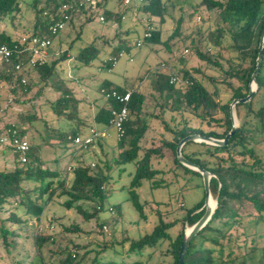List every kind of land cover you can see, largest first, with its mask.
Masks as SVG:
<instances>
[{"label": "trees", "instance_id": "trees-1", "mask_svg": "<svg viewBox=\"0 0 264 264\" xmlns=\"http://www.w3.org/2000/svg\"><path fill=\"white\" fill-rule=\"evenodd\" d=\"M108 2L98 1L92 7L88 4L79 6L80 0H0V45L12 46L23 35L41 36L50 24L63 17V12L59 11L63 4L69 5L70 14L65 29L53 38L44 64L17 72L14 66L19 56L14 55L0 69V104L4 103V106L0 105V120L10 114L14 117L13 123L9 120L0 124V136L7 135V131L14 127L18 136L26 138L29 145L24 155L10 144L0 146V155L7 154L0 159V251L7 254L15 250L22 252L17 244L28 238L31 231L29 245L34 252L27 255L29 264H150L151 255L164 242H169L165 251L170 257L167 264H178L185 228L192 227L203 215L205 194L180 220L169 222L156 212L157 221L150 233L131 238L121 232L109 238L102 226L110 228L116 221H123L121 202L106 208L107 201L112 198L108 189L112 181L110 173L118 170L121 175L127 165H133V172L126 171L129 179L123 190H126L138 218L146 221L145 203L140 202L138 192L142 183H150L151 189L166 187L169 182L164 176L173 174L176 177L178 171L201 177L198 172L179 163L177 144L192 134L223 139L232 126L230 103L248 94L264 27V0H200L198 5L203 10L216 11L215 28L206 40L205 34L198 30L199 37L191 40L188 52L190 50L200 62L221 69L220 84L230 94L228 100L219 101L215 89L209 90L196 79L194 76L198 70L195 69L193 75L185 69L180 72L166 59L153 73L148 96L132 90L125 136L121 141L115 140L112 155L96 158V164L84 160V152L79 153L82 147L77 146L74 139L89 134L90 130L85 135L80 131V126L86 122L81 109L85 104L91 106L95 102L90 100L87 103V99L78 97L81 94H75L77 79L71 78L69 73L75 74L89 66L106 46L111 48L110 56H116L121 49L128 50L131 43L126 36L130 28L124 20L128 12L135 9L162 24L168 8L163 0H131L127 7L124 0H116V3H110H115L113 9H109ZM27 12L29 15L25 17ZM95 19L101 23L111 20V24L105 27V35L95 33L87 41L83 29ZM6 21L13 31L1 28ZM178 25L177 21L175 31L166 39L160 38L159 29H150L151 36L140 41L161 43L170 55L180 36ZM115 44L118 46L114 47ZM202 45L209 47V51L203 50ZM215 49L218 51L211 53ZM224 52L233 55L225 59L226 69L221 63ZM162 64L168 73L160 72ZM102 67L111 69L104 64ZM170 75H178L187 83L171 85ZM24 78L26 82L23 84ZM208 81L213 85L216 83L210 77ZM255 82L257 88L251 99L235 106L238 129L227 145L217 147L188 142L181 149L184 158L212 175L210 194L217 201L211 219L190 240L183 264H264V156L257 151L258 145L264 143V47ZM100 89L125 92L128 88L103 80L97 92ZM48 92L57 98L52 101ZM101 98L104 99L102 95ZM148 99L157 102L153 108L159 110L157 114L146 111ZM47 105L57 120L56 127L48 125L44 116L37 114V106L43 113ZM115 106L113 101L104 99L92 114V124L104 126L103 130L108 131L110 112ZM29 107L33 112L26 115L25 110ZM166 111L173 113L170 117L175 123L173 126L164 119ZM177 114L178 121L175 119ZM184 114L190 117L186 118ZM38 120L43 121L46 136L39 134L35 142L28 138V133ZM152 120L161 123L164 133L157 143L148 145L144 141ZM192 120L198 124L193 125ZM18 124L21 130L15 127ZM100 139L93 144L100 146ZM70 141L74 148L69 147ZM54 145L62 147L67 155L75 154L74 161L69 159L64 164V173L47 166L41 157L44 147ZM22 157L25 161H21ZM165 159L171 163L170 169H157L155 163ZM68 165L72 167L70 171H67ZM54 201L63 210L74 211L81 223L67 224L60 217H48L44 229H39L42 218H47L45 208ZM106 210L115 211L117 215L102 218L101 214ZM85 223H94L99 232L87 231L82 226ZM177 225L180 229L173 237L170 231Z\"/></svg>", "mask_w": 264, "mask_h": 264}, {"label": "rangeland", "instance_id": "rangeland-1", "mask_svg": "<svg viewBox=\"0 0 264 264\" xmlns=\"http://www.w3.org/2000/svg\"><path fill=\"white\" fill-rule=\"evenodd\" d=\"M29 1L30 0H26V2ZM98 1L103 0H95V4ZM108 1L109 2L107 5L109 6V9L115 8L116 0ZM113 1L115 3L110 4ZM163 1L167 4L168 8L167 14L164 17V22L162 24H159L157 20H153L147 15H142V12L136 11L135 9L132 10V13H134L135 16V21L137 22L134 23L133 28L131 27L128 30L126 40L129 41L133 46L130 52L124 51V55L118 59V61L114 64V66L111 67V69L102 67L103 62L110 57L109 52L111 48L106 46L100 51L99 55L92 60L89 66L77 70L75 74H72V72L69 73V76L71 78L73 77L75 80L77 79V83L75 84V86L77 85V88L74 91L75 94L77 96L81 94L82 96L78 97L87 99V103H89L90 100L95 102L91 106H87L88 104L82 106L81 113L83 117L86 118L84 126H80V131L82 132V134L85 135L88 133L90 129L89 126L92 125V114L96 112L99 109V106L101 105V94L100 91L97 92V87L101 81L108 80L116 85L126 87L128 88V90H139L141 93L148 96L151 90L149 83L151 82V78L154 77L153 73L159 67V64L157 65V63L162 62L166 59L169 65H173L174 69L180 70V72L185 69L193 75L194 70H198V73L195 74L194 77L204 83L209 90L212 91L215 89L218 92L219 101L225 102L230 97V94L225 90L224 86L220 84V80L222 79L221 77H223L220 68L210 67L204 62H200L190 52V50L187 54H183V50H188V46L191 40L199 37V35L197 34L198 30H200V34H205L204 40L207 39V35L209 33L211 34L212 32H214L216 22V11L208 12L203 10L202 7L198 5L200 0ZM127 6L129 5H126V7ZM28 15L29 13L27 12L25 17H28ZM144 20H146V24L151 25L152 29H159L161 31V39L168 38L175 31L174 29L177 26V21L179 22L178 28L180 36L178 38V41H176L177 45L173 48V53L170 54L171 57L169 55V52H166L165 47L161 43L159 44L147 41L144 43L142 42L141 48H137L135 46L136 40H142L143 38L142 35L144 33L145 28ZM110 24L111 20H108L105 23H101L99 19H95L90 24H88L85 29H83L85 31L84 34L87 35L86 38L83 37V39L85 38L87 41H89L95 33L102 34L106 32L107 29H105V27ZM1 28L7 29V31H13V28L9 25L8 21H6V23H2ZM205 47L204 45H202L203 50L209 51L210 48ZM216 51L218 50H212L211 53H215ZM128 56L132 58L131 62L128 60ZM223 57L224 59L221 60V63L223 68L226 69L228 64L227 62H225V59H228V57H233V55L224 52ZM160 72L168 73L164 69H160ZM74 75L76 76V78L74 77ZM209 77L213 78L216 81L214 85L208 81ZM47 95L52 101L57 98V95L55 94L52 97V94H50V92H48ZM1 99V101H4L3 98ZM95 99L98 100L96 101ZM148 101V109H146V111L157 114L159 110L153 109L157 102L155 103V101H152L151 99H148ZM158 101L159 103L161 102L160 100ZM0 105L4 106V103H1ZM149 105H151V108L149 107ZM39 107L40 106H37L36 108L37 114L43 115L48 125L56 127L57 120H55L56 118L52 112L51 107L49 105L45 106V108H43V113L40 111ZM25 111L26 115H31L33 112L30 107ZM172 115L173 113L166 111L164 116V119L168 121L171 126L175 124L170 121V117ZM184 117L189 118L190 115L184 114ZM175 119L176 121L180 119L178 114L175 116ZM9 120L12 121V123L14 122V117L12 114L8 115V117H4L3 120H0V124H2L3 122L5 123ZM191 123L193 125L198 124L195 120H192ZM33 126L34 129L37 128V131L39 133H37L36 130L32 129L28 133V138L33 139L36 142L39 138V134L41 136L44 135V137L46 136L45 132L43 131V121L38 120L33 124ZM15 127L21 130L20 124H18L17 126L15 125ZM92 129L101 130L95 127L91 128L90 130ZM163 133L164 130L162 129L161 123L159 121L152 120L147 140L144 141L146 142L144 144L149 145L150 143H157ZM51 142L53 144H56L55 141ZM115 144L116 142L114 140V142H111L109 146H107V149L104 151H102L101 147L100 149L95 151L94 148L96 145L93 144L90 150H88L89 147L86 149L82 148V151H80L79 153L84 152L82 155L83 159L96 164V158L100 157L104 159L105 156L108 157L112 155L111 153H113V148H115ZM69 147L74 148L73 142H69ZM257 151L260 155L264 156V143L258 145ZM64 152L65 151L62 147L54 145L44 147V149L41 150L40 154L47 166H49L50 168L58 169L64 173L66 171L65 167H63L64 164L68 162L69 159H72L73 161L75 160V154L67 155ZM67 152L68 150L66 151V153ZM3 156L6 157L7 154L0 155V159ZM155 167L157 169H162L166 171L170 169L171 163L167 159H165L158 163H155ZM129 169L132 170L131 172H133V165H127L125 167V172L121 173V175L119 174L118 170H115L114 174L110 173V180L112 181L109 182L108 189L109 192L111 191L112 198L107 201L106 208H111L113 204L121 202L123 208V221H116L113 225H110V228L108 227L109 232L107 234L105 233V235H107L109 238L114 235H118L121 232H126V234L131 238H136L140 235L150 233L157 221L156 212H159L166 221L170 222L180 220L183 218V215L188 210L193 208L194 205L204 197L203 179L196 174H185L181 171L177 172L178 176L176 177L173 174H167L164 176V179L169 182V185L166 187L155 189L150 188V183L143 182L138 192L140 202L145 203V212L147 214V220L142 221L138 218V213L134 209L131 201L128 199L126 190H123L125 187L124 185L127 186L128 184L129 176L127 172ZM213 200L215 199L213 198ZM180 204H183L184 208H181ZM44 214L47 215V218H42L41 224H39L38 226L39 229H44L48 217H60L62 221L67 224L71 222L81 223V218H79V216L74 211L63 210L56 201L47 205L44 210ZM111 215H117V213L115 211L111 213L106 210L101 214V217L105 218ZM82 226L87 231L94 230L96 231V233L99 232V229L94 227V223H85ZM188 228L190 227H186L185 230H187ZM179 229L180 225L175 226L170 231L171 235L175 237ZM30 233L31 231L28 232L29 237L32 234ZM29 237L24 240L21 239L17 244V248L20 249L22 252H17V250H15L14 252H10L7 254L4 252V250H2V252L0 251V264H22L23 262V264H29L27 261V255H32V253L34 252V249L31 247V245H29ZM168 246L169 242H164L161 248L151 255L150 264L158 262H160L161 264H167L170 261V257L165 254V251L167 250Z\"/></svg>", "mask_w": 264, "mask_h": 264}, {"label": "built area", "instance_id": "built-area-1", "mask_svg": "<svg viewBox=\"0 0 264 264\" xmlns=\"http://www.w3.org/2000/svg\"><path fill=\"white\" fill-rule=\"evenodd\" d=\"M131 0H124V5L130 3ZM138 1H149V0H138ZM88 4L90 6H95V0H80L79 6ZM69 5L63 4L59 7V11L63 12V17L60 20H57L53 24H50L47 28V31L41 36L34 35H23L20 37L19 41L14 43L12 46L2 44L0 45V69H2L6 63H9L14 55L19 56V61L15 64L14 69L17 72L22 70L28 71L33 69V67L42 65L45 63L47 57L50 54V45L53 38L65 29V26L70 18L68 13ZM102 21L103 18L101 17ZM151 36L150 28L143 34V39L149 38ZM137 48L142 46V41L138 40L135 43ZM188 50H183V54H187ZM124 55V51H119L116 56H110L106 59L103 64L108 66H114V64ZM128 60L131 62L132 58L128 56ZM164 64L161 65L163 69ZM23 84L26 82V79H22ZM187 82L183 80L178 75H170L169 84L171 85H184ZM100 94L104 97L105 100L113 101L116 105L112 107L110 112L109 126L114 131V138L116 141H121L125 136V123L129 118V108L128 103L132 95V90H125V92H119L116 89L110 91L106 89H100ZM7 135L0 136V146L10 144L13 148L16 149L21 155H24L29 148L26 138L18 136V130L14 127L7 131ZM7 136H10L9 138ZM110 133L105 130H90V133L82 138L80 136L75 137L74 143L77 146L82 148H87L92 145L96 140L103 138H110ZM21 161H25V158L22 157ZM72 167L67 166V171H70ZM183 204H180L182 207ZM111 211V209H110ZM113 213V212H112ZM104 233L109 232V228L106 225L102 226Z\"/></svg>", "mask_w": 264, "mask_h": 264}, {"label": "water", "instance_id": "water-1", "mask_svg": "<svg viewBox=\"0 0 264 264\" xmlns=\"http://www.w3.org/2000/svg\"><path fill=\"white\" fill-rule=\"evenodd\" d=\"M264 47V27L259 39V44H258V54H257V58H256V66L255 69L253 71V74L251 75V79H250V83H249V89H248V94L246 97L242 98V99H234L229 106L230 109V119L232 122V126H231V130L229 131V133L226 134V136L223 139H215L212 137H205V136H200L198 134H192V135H188L186 137H184L183 139H181L179 141V143L177 144L176 147V157L177 160L179 161V163L181 165H183L184 167L198 172L202 179H203V186H204V194H205V198H204V213L201 216V218L190 228H188L187 230H185L184 233V237L182 239V243H181V248H180V252L178 255V264H183V258L185 255V252L187 250V247L189 245L190 240L207 224V222L211 219V216L213 215L216 206H217V201L214 200V206L212 208H210L208 201L210 198H212L211 194H210V187H209V182L210 179L212 178V175L200 168L198 165L192 163L191 161L187 160L186 158H184L182 156L181 153V149L182 147L188 143V142H195V143H205L207 145L210 146H225L227 145V142L229 140V138L236 132V130L238 129V120L236 117V113H235V106L237 104H244L247 103L251 97L254 95L257 85L255 82V78L256 75L258 73V70L260 68L261 65V59H262V50Z\"/></svg>", "mask_w": 264, "mask_h": 264}, {"label": "crops", "instance_id": "crops-1", "mask_svg": "<svg viewBox=\"0 0 264 264\" xmlns=\"http://www.w3.org/2000/svg\"><path fill=\"white\" fill-rule=\"evenodd\" d=\"M124 20H125V24L127 25V27H129V28H133L134 27V23L135 22H137V21H135V16H134V13H132V11H130V12H128L127 14H125V16H124ZM144 23H145V28H144V32L145 31H147V29L148 28H150V29H152V27H151V25H149V24H146L147 22H146V20H144ZM127 27H125V28H127ZM112 29V28H111ZM109 30L110 32H112L113 30ZM105 33L106 32H104V33H102V34H104L105 35ZM140 40V39H139ZM138 41V39L136 40V42ZM135 42V43H136ZM118 46V44H115L114 45V47H117ZM132 44H131V46H128L129 48H128V50L127 49H121L120 51H128V52H130L131 51V48H132ZM142 47V46H141ZM140 47V48H141ZM111 50V49H110ZM110 56V55H109ZM108 56V57H109ZM107 57V58H108ZM161 62H158L157 63V65L158 64H160ZM100 70V69H99ZM100 85V84H99ZM98 85V86H99ZM98 88V87H97ZM128 90V89H127ZM96 101L98 100V99H95ZM100 100H101V103L104 101V99H102L101 98V96H100ZM90 126H93V127H90V129L91 128H97V129H101V130H103L104 129V126H101V125H94V124H92V125H90ZM89 129V130H90ZM108 132L110 133V135H111V137L109 138V139H101L99 142L101 143V145L100 146H98V145H96L95 146V148H94V150L95 151H97L98 149H100V147H101V149H102V151H104V150H106L107 149V146H109V144L111 143V142H114V140H115V138H114V131H113V129H111V128H109L108 129ZM103 154V153H102Z\"/></svg>", "mask_w": 264, "mask_h": 264}, {"label": "bare ground", "instance_id": "bare-ground-1", "mask_svg": "<svg viewBox=\"0 0 264 264\" xmlns=\"http://www.w3.org/2000/svg\"><path fill=\"white\" fill-rule=\"evenodd\" d=\"M212 199L210 198L209 201H208V204H209L210 208H212L214 206V202H213Z\"/></svg>", "mask_w": 264, "mask_h": 264}]
</instances>
